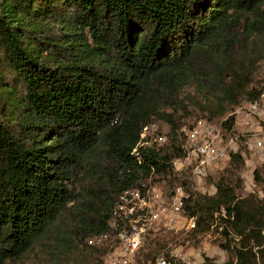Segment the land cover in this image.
<instances>
[{
    "label": "trees",
    "instance_id": "trees-1",
    "mask_svg": "<svg viewBox=\"0 0 264 264\" xmlns=\"http://www.w3.org/2000/svg\"><path fill=\"white\" fill-rule=\"evenodd\" d=\"M263 68L264 0H0V264H103L110 242L87 241L111 230L119 194L171 186L181 127H230L261 99ZM147 124L163 144L138 146ZM242 150L213 194L186 189L185 213L193 237L217 221L232 235L221 264H264V200L240 191Z\"/></svg>",
    "mask_w": 264,
    "mask_h": 264
},
{
    "label": "built area",
    "instance_id": "built-area-1",
    "mask_svg": "<svg viewBox=\"0 0 264 264\" xmlns=\"http://www.w3.org/2000/svg\"><path fill=\"white\" fill-rule=\"evenodd\" d=\"M261 100V99H260ZM254 101L237 107L229 116L230 127L224 126L226 118L210 122L198 120L183 125L181 155L171 163L173 182L162 188L152 178L137 188L122 191L111 211L110 231L88 239V245L110 242L103 256V264H182L185 257L180 247L166 246L153 259L141 260L144 242L161 234H179L195 227V218L185 213L188 199L186 189H195L196 181L204 180L215 165H225L231 153L240 147L250 149L264 163V109L263 101ZM165 142L156 133L154 125H145L138 146ZM137 148L132 153L136 154ZM241 155L245 157V151ZM151 172L154 169L151 168ZM167 186V187H166ZM223 212V210H221ZM264 233V231H263Z\"/></svg>",
    "mask_w": 264,
    "mask_h": 264
},
{
    "label": "rangeland",
    "instance_id": "rangeland-1",
    "mask_svg": "<svg viewBox=\"0 0 264 264\" xmlns=\"http://www.w3.org/2000/svg\"><path fill=\"white\" fill-rule=\"evenodd\" d=\"M264 69V68H263ZM262 69V70H263ZM261 70V72H262ZM258 76L257 80L259 81L262 78V73ZM263 101L264 104V92L262 94L260 102ZM264 109V105L262 107ZM196 115V114H195ZM192 121V123L190 122ZM194 124L193 119H188L187 123ZM154 129L158 130V127L154 125ZM163 132L166 131V128L161 129ZM161 135V134H160ZM166 141V138H165ZM150 145V143H149ZM225 165H215L211 170L206 173L208 176L202 180L201 183L194 185L195 189H191L192 191L199 192L201 194H213L215 192V188L213 185V181L217 175H219L220 171L224 169ZM264 164L259 161V159L253 154L250 149L245 148V162L242 170L240 171V179L241 183V193L242 195H252L256 200H264ZM255 171L259 174V180L255 178ZM168 179L159 178V180H154L160 188H162V184L169 183ZM222 225L219 226V222L217 221L213 226H211L210 230L204 234H199L196 236H192L191 231H184L179 234H161L155 238L159 239V243L162 248L166 246H174L180 247L183 252V256L185 257L184 262L182 264H204L205 258H208L212 263H226L229 260L233 259L232 253L230 250H226L222 248L220 245L225 244L229 245V247H233L232 235L228 236L227 241L223 239V235L221 233ZM238 239L234 240L237 241ZM150 240H146L140 250L139 258L143 259V253H145L148 242ZM164 242V243H163ZM164 249V248H163ZM25 264H41L34 260H29Z\"/></svg>",
    "mask_w": 264,
    "mask_h": 264
}]
</instances>
